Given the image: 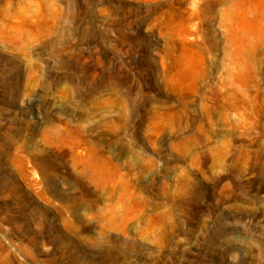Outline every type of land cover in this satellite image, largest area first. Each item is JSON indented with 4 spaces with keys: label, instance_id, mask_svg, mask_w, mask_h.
<instances>
[{
    "label": "rangeland",
    "instance_id": "1",
    "mask_svg": "<svg viewBox=\"0 0 264 264\" xmlns=\"http://www.w3.org/2000/svg\"><path fill=\"white\" fill-rule=\"evenodd\" d=\"M0 264H264V0H0Z\"/></svg>",
    "mask_w": 264,
    "mask_h": 264
}]
</instances>
